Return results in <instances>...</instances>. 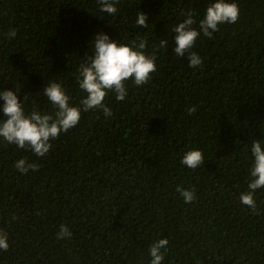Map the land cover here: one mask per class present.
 <instances>
[{
    "label": "trees",
    "instance_id": "16d2710c",
    "mask_svg": "<svg viewBox=\"0 0 264 264\" xmlns=\"http://www.w3.org/2000/svg\"><path fill=\"white\" fill-rule=\"evenodd\" d=\"M212 2L119 0L109 15L98 0H0V91H16L26 113H54L43 93L51 82L80 106L78 68L98 34L146 40L157 69L145 85L127 81L124 100L105 97L111 116L82 111L44 157L0 137L9 243L0 264H150V245L164 238L162 264H264V188L255 211L239 199L252 179V143L264 146V0H230L237 22L201 33L191 51L203 63L192 68L173 51L172 29L189 11L197 27ZM140 12L147 28L136 23ZM190 150L203 154L196 169L181 163ZM22 158L38 171H18ZM178 188L193 190V202ZM61 225L70 239H57Z\"/></svg>",
    "mask_w": 264,
    "mask_h": 264
},
{
    "label": "clouds",
    "instance_id": "9594fccd",
    "mask_svg": "<svg viewBox=\"0 0 264 264\" xmlns=\"http://www.w3.org/2000/svg\"><path fill=\"white\" fill-rule=\"evenodd\" d=\"M119 0H98L100 11L109 15L117 12L116 4ZM186 19L177 24L173 29L177 56L184 57L187 54L189 66L197 68L202 65V58L194 51L195 41L201 35L212 38L213 33L219 30V25L235 23L239 18V7L230 0H214L206 8L204 17L199 20L198 26L195 19L196 13L189 11ZM147 15L143 12L137 17V25L147 28ZM16 31L10 30L8 37L14 38ZM94 51L87 55L86 59L78 68L77 80L79 88L86 93L81 99L80 106H71L70 97L60 83L51 82L43 87V93L55 109L54 113H42L34 106L31 112L26 113L24 104L18 99L17 92L11 90L0 91V105L4 119H0V137L8 144H14L19 149L30 150L38 157H44L53 147L51 141L57 139L62 132L74 128L81 119V112L100 109L106 116H111V109L104 104L105 97L109 93L115 95L116 100L122 101L128 94L126 82L132 80L136 86H142L149 82L151 74L156 69V54H146L147 41L137 37L130 43H117L107 34H98L92 41ZM167 40H160L157 49L166 48ZM26 98V97H25ZM189 114L196 111L195 107L188 109ZM254 157L250 169L251 180L248 184L249 191L241 193L239 199L243 205L253 211L256 210L254 193L264 188V146L260 140H254L251 146ZM181 163L190 169H196L204 164L203 154L200 150L187 151ZM15 167L22 174L29 170L38 171L39 166L29 163L26 159L15 162ZM179 191L185 203H192L195 192L188 189ZM15 219V217L13 218ZM72 232L66 225H61L57 239L71 238ZM168 240L160 239L150 245V264H162L164 258L161 249L166 248ZM9 248L8 234L0 231V250L7 251Z\"/></svg>",
    "mask_w": 264,
    "mask_h": 264
}]
</instances>
